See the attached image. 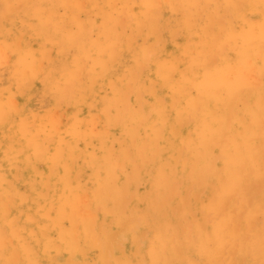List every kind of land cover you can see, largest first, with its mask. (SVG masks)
<instances>
[{"label": "clouds", "instance_id": "1", "mask_svg": "<svg viewBox=\"0 0 264 264\" xmlns=\"http://www.w3.org/2000/svg\"><path fill=\"white\" fill-rule=\"evenodd\" d=\"M0 264H264V0H0Z\"/></svg>", "mask_w": 264, "mask_h": 264}]
</instances>
